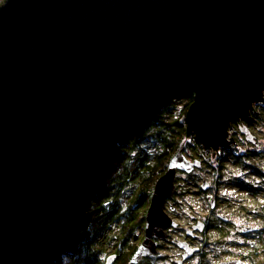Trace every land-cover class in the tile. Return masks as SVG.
Masks as SVG:
<instances>
[{"label": "water", "instance_id": "water-1", "mask_svg": "<svg viewBox=\"0 0 264 264\" xmlns=\"http://www.w3.org/2000/svg\"><path fill=\"white\" fill-rule=\"evenodd\" d=\"M181 90L195 94L188 135L214 152L234 142L230 124L264 102V0H5L0 264L74 249L118 141ZM194 164L181 149L158 178L132 261L156 250L177 169Z\"/></svg>", "mask_w": 264, "mask_h": 264}, {"label": "flooded vegetation", "instance_id": "flooded-vegetation-1", "mask_svg": "<svg viewBox=\"0 0 264 264\" xmlns=\"http://www.w3.org/2000/svg\"><path fill=\"white\" fill-rule=\"evenodd\" d=\"M256 105L251 119L240 115L230 124L229 128H239V141L217 148L228 153H210L212 149L203 143H194V148L209 153H186L181 148L195 162L194 168L177 169L175 191L163 207L168 224L152 236L156 250L138 261L132 257L147 237V213L155 186L146 201H138L133 192L131 203L143 212L135 229L139 235L134 231L136 243L127 247L125 260L118 250L106 255L118 254L113 264H264V153L260 148L264 111L256 109L260 103ZM245 126L254 134V142L243 131ZM240 145L247 150L237 151ZM118 226L117 230L121 223Z\"/></svg>", "mask_w": 264, "mask_h": 264}, {"label": "rangeland", "instance_id": "rangeland-1", "mask_svg": "<svg viewBox=\"0 0 264 264\" xmlns=\"http://www.w3.org/2000/svg\"><path fill=\"white\" fill-rule=\"evenodd\" d=\"M4 1L5 0H3V2ZM194 95L195 94L192 90H181L175 92L167 101H164L160 104L159 117H157L155 121V116H153L154 114H152L151 116L153 117L150 116L151 118L147 121V123L141 125L139 130L136 131V127H131L128 132L124 134L125 136L123 135L124 137H122L118 141L117 146L120 145L124 147L128 152L130 151V148H132L129 153L127 151L125 152V149H121L118 153L119 156H124L123 154L125 152V166L129 167L128 170H131V168L133 167L134 169H139L144 166L146 162L150 168H145L144 170L147 171L140 173L135 178H127L126 181H124V184H121L122 186H120L115 191L116 193L113 192L114 190L111 192L110 198L112 200V203L110 206L111 208L117 210L119 212V215H121L118 220L112 223L110 230V233H112V235L113 233L118 231V223H120V221H122V219L125 217V213L127 215L134 216V220L136 219V222L141 221L143 216L142 207L132 205L131 203L133 192H135V197L136 199H138V201H146L149 196L150 189L155 186L158 176L166 170L169 164L170 157L173 156V154L177 150L182 148L186 153L208 152L204 150H200V152L199 150L196 151L197 148H194L193 136L183 135L182 138L179 139V137H181V134H183L181 133V130L184 127L183 122H186L187 110L194 99ZM258 108L259 110L264 111V104H260ZM261 120L262 124L260 126L264 128V116ZM238 129V127L233 128V130H236L237 133L239 131ZM192 133L194 134V132ZM174 140L176 141L177 145H175L174 148L171 147V155L169 156V147L167 144L168 142H172ZM133 142L136 143L131 146ZM260 142V148L262 149V153H264V140H261ZM237 149V151H239L240 153H243L247 150L246 146L244 145H240ZM209 152L212 153L214 151L211 150ZM216 153L224 154L228 152H224L218 149ZM163 154L168 155V158L167 160L160 162L161 164H159V159ZM116 155L114 156L106 172L101 188L97 193H101L106 183L108 182L110 167L114 163ZM142 159H145L146 162L142 163ZM121 164L122 163H118L119 166H121ZM121 168L122 167H120L119 169ZM133 203L138 204L136 200ZM135 232L138 234V230H136ZM102 236L105 241L99 242L97 246V251L100 252L99 258H101L102 263L106 259V255L110 251L118 250L121 253V256L124 257V254L126 255L128 249L134 246L136 243V238L132 237L130 239V246H128V249L125 252L127 246H123L120 244L117 246L116 239L106 238L105 235ZM115 240L116 242L110 245V243H113ZM74 250L75 248L64 252L57 260H55L51 264H82V256L79 253H75Z\"/></svg>", "mask_w": 264, "mask_h": 264}, {"label": "trees", "instance_id": "trees-1", "mask_svg": "<svg viewBox=\"0 0 264 264\" xmlns=\"http://www.w3.org/2000/svg\"><path fill=\"white\" fill-rule=\"evenodd\" d=\"M159 108H160V105L157 108L158 111L156 110L154 115H153V116H155L154 121L157 119V117H159V113H160ZM156 114H158V115H156ZM153 116H151V117H153ZM151 117H149L144 123H147V121ZM183 124H184V127L181 130V133H183V134H181V137H179V139L182 138L183 135H188L187 129H186L187 121L183 122ZM134 128H135V126H134ZM139 129H140V127L135 128L136 131ZM188 136L194 137V143H196V144L202 143L201 141H199L197 139L195 133L194 134L191 133ZM135 143L136 142H133L131 144V146ZM167 145L169 147L168 151H169V156H170L171 155V150H170L171 147L174 148L175 145H177V143L174 140L172 142H168ZM116 149H117V152H116L117 155L115 157L116 159L114 160V163L110 167L108 182L106 183V185L103 188V190L101 191V193H96L92 197V199L90 200L89 209H88L89 214H90L89 221H88V224L86 225V227L82 231V234H83L82 238L75 245L74 252L79 253L82 256V258H81L83 261L82 264H103L101 262V258H99L100 252L97 251L98 243L105 241L102 235H105L106 238H109V239H111V238L116 239L117 242H116V240H115V242H116L117 246L120 244V245L127 246V247L130 246V239L132 237L137 238L134 231L137 228L138 222L135 221L136 219L134 220V216L127 215L126 213H125V217L122 219V221H120V223H121L120 229L118 231H116L115 233H113V235H112V233H110L112 223L114 221L118 220L121 216V215H119V212L117 210L111 208L110 205L112 203V200L110 197H111V192L114 190L113 192L116 193L115 191L120 186H122L121 184H124V181H126L127 178L137 177L140 173L146 172L147 170H144V169L148 168L149 166L147 165L146 160L142 159L141 160L142 163L146 162L145 163L146 167L144 165L139 169H134V167H133V168H131V170H128L129 167L125 166V156H126L125 152L127 150L120 145H118L116 147ZM121 149H125V152L123 154L124 156L118 155V153L120 152ZM131 150H132V148H130V151ZM167 158H168V155L163 154L162 157L159 159V164H161L160 162L167 160ZM118 163H122L121 166H119ZM120 167H122V168L119 169ZM108 234H110V235H108ZM115 242L110 243V245L114 244ZM127 247L125 249V252L127 250ZM123 260H125V257H123Z\"/></svg>", "mask_w": 264, "mask_h": 264}, {"label": "built area", "instance_id": "built-area-1", "mask_svg": "<svg viewBox=\"0 0 264 264\" xmlns=\"http://www.w3.org/2000/svg\"><path fill=\"white\" fill-rule=\"evenodd\" d=\"M261 103H264V102H260V104ZM257 104V103H256ZM239 132L237 133V131L236 130H233V127H230L229 128V134H228V138L230 137L234 142H231L232 143V145L234 144V143H237L235 140H237V141H239ZM232 148V147H231Z\"/></svg>", "mask_w": 264, "mask_h": 264}, {"label": "snow or ice", "instance_id": "snow-or-ice-1", "mask_svg": "<svg viewBox=\"0 0 264 264\" xmlns=\"http://www.w3.org/2000/svg\"><path fill=\"white\" fill-rule=\"evenodd\" d=\"M0 3H3V0H0Z\"/></svg>", "mask_w": 264, "mask_h": 264}, {"label": "bare ground", "instance_id": "bare-ground-1", "mask_svg": "<svg viewBox=\"0 0 264 264\" xmlns=\"http://www.w3.org/2000/svg\"><path fill=\"white\" fill-rule=\"evenodd\" d=\"M257 105H258V104H257ZM257 105H256V106H257ZM256 109H257V108H256ZM258 109H259V108H258ZM253 114H254V113H253ZM238 130H239V129H238ZM240 131H241V130H240ZM219 149H220V148H219Z\"/></svg>", "mask_w": 264, "mask_h": 264}, {"label": "clouds", "instance_id": "clouds-1", "mask_svg": "<svg viewBox=\"0 0 264 264\" xmlns=\"http://www.w3.org/2000/svg\"><path fill=\"white\" fill-rule=\"evenodd\" d=\"M222 146V145H221ZM220 147V146H219ZM213 150V149H212ZM214 151V150H213ZM216 151H217V149H216Z\"/></svg>", "mask_w": 264, "mask_h": 264}]
</instances>
